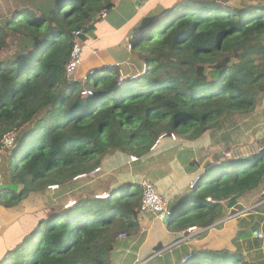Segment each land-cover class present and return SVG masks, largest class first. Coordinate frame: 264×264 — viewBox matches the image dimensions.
Instances as JSON below:
<instances>
[{
    "label": "trees",
    "instance_id": "trees-1",
    "mask_svg": "<svg viewBox=\"0 0 264 264\" xmlns=\"http://www.w3.org/2000/svg\"><path fill=\"white\" fill-rule=\"evenodd\" d=\"M114 1L0 2V154L7 152L0 211L55 187L27 227H4L0 264H110L118 236L139 228V181L154 183L157 174L146 158L172 135L189 148H214L181 213L171 208L177 232L207 231L239 200L264 199V148L236 157L231 146L212 144L222 125L248 118L264 94V0L160 7L137 23L128 45L139 72L83 63L68 78L73 47L88 44ZM183 264L250 261L241 250L201 248Z\"/></svg>",
    "mask_w": 264,
    "mask_h": 264
},
{
    "label": "crops",
    "instance_id": "crops-1",
    "mask_svg": "<svg viewBox=\"0 0 264 264\" xmlns=\"http://www.w3.org/2000/svg\"><path fill=\"white\" fill-rule=\"evenodd\" d=\"M135 1H137L136 4ZM181 1L183 0H133L131 4H128V0H115L114 6L111 9L112 11L110 10L100 18L99 22L103 18H108L111 12H119L116 15L117 19H119V25H113V30L109 33L113 36L116 33H124V38H118L115 50L112 49L109 43L102 41L104 39L103 33L97 36H91L90 32L88 44L82 45V49L84 50L86 48L87 50V56L84 61L82 60L80 66L83 63L86 65L96 63L107 65L109 63H115L119 66L127 64L130 56H132L128 45L131 40L130 37L136 31L137 23L146 14L153 13L160 7L171 6ZM120 2L122 3L121 5H119ZM124 4L127 6H124ZM128 8H130L131 13H127V16L120 14L122 9L124 11V9ZM146 8L149 9L145 10ZM100 47H105L108 51H117L118 54L122 53L121 58L118 57L109 62L103 60L102 51L99 50ZM137 71H140L139 68ZM185 143L184 140L171 141L170 139L166 144L161 143L152 148L151 154L146 158V162H150L149 166L153 170H156L154 173L157 172L156 175L154 174L155 177L153 176L154 183L152 184L160 195L167 197L169 209L171 210L173 206H176L179 213H181L180 203L183 202L189 188H191V184L194 183L197 174L204 167L202 159L206 158V162L214 153V148L212 150H201L196 148L193 143H190L189 148ZM217 143L219 145L231 146V155L236 157L240 155H245L246 157L250 155L254 156L262 151L264 148V94L259 96L257 105L248 118L240 120L232 128L221 126V129L212 136V144ZM258 194H250L245 199L239 200L233 206L228 207L226 212L229 218L227 216V219L222 220L223 224L221 221L215 224L219 225L221 223L218 228H215L217 231L226 232V230H232L234 236L236 234L239 236L242 233L239 230H249L244 233L247 239V243L245 242L247 247L243 250H246V252L255 251L256 248H252L250 244L255 241L254 239H256L258 232L262 234V240H258L259 246L264 248V199L257 201ZM171 198L176 199L175 205L173 206H171ZM241 208L246 211L245 214L232 218L231 216L235 212H238V210H241ZM137 216L139 222L137 233L132 236L126 235V237L117 239L110 253V264H183L184 260L189 257V252L197 249L195 248L197 246H194L189 241V237L195 233H190L189 229L185 232L176 231L175 223L177 217H174L172 222L169 223V219L163 222V220L145 213L138 212ZM255 224L257 226L254 228ZM3 230L0 227L2 233ZM6 246L7 240L5 241ZM207 247L216 249L212 246L203 248Z\"/></svg>",
    "mask_w": 264,
    "mask_h": 264
},
{
    "label": "rangeland",
    "instance_id": "rangeland-1",
    "mask_svg": "<svg viewBox=\"0 0 264 264\" xmlns=\"http://www.w3.org/2000/svg\"><path fill=\"white\" fill-rule=\"evenodd\" d=\"M3 0H0L2 2ZM133 0H128V4H131ZM158 1V0H157ZM137 1H135V4ZM122 3L120 2L119 5ZM124 6H127L124 4ZM149 8H146L145 10H148ZM112 11V10H111ZM9 12V11H8ZM122 12V13H121ZM120 14H123L124 16H127V13H131L130 8L121 10ZM10 13V12H9ZM111 14V15H110ZM108 18H103L101 22H99L98 27L95 29V31L91 32V36H97L99 34H104V39L102 41H105L109 43L112 46V49L116 50V43L118 41V38H124V33H116L114 36L109 33L113 30V25L118 26L119 25V19H117V16L119 12L114 13L111 12ZM144 14V13H143ZM114 39V40H113ZM131 39V37H130ZM101 41V43H102ZM108 47V46H107ZM86 49V48H85ZM84 49V50H85ZM90 49V48H89ZM109 49V47H108ZM107 48H99V50L102 51V59L109 62L113 61L115 58H121V54H118L117 51H108ZM87 51V50H86ZM83 53V49H82ZM121 67H126L129 72H138L137 69L141 66V60L136 58L135 54H132L130 56V59L127 61V64L120 65ZM75 78V77H74ZM73 78V79H74ZM224 146V145H223ZM217 150H222V146H216ZM7 156V152L3 151L0 154V178H1V167L4 163V157ZM245 156V155H244ZM246 157V156H245ZM182 159V158H181ZM184 160V159H182ZM55 190V187H50V190L46 191L44 194H31L26 200L21 202L17 207L12 208L8 210V212L0 211V227L3 230L4 227L7 225H11L16 221V224L20 226L21 229L27 227V223L31 222V219L34 218V211H36L39 208H42L44 206H47V202L53 191ZM176 199L171 198V206L175 205ZM244 210H238V212H243ZM245 214V212L241 213L240 215ZM238 216V215H237ZM176 220H178V216L176 215ZM229 218V216H228ZM227 219V218H226ZM225 219H223L224 221ZM223 221L221 223L223 224ZM220 223V224H221ZM219 224V225H220ZM219 225H214L213 227H210L207 231L194 229L192 231H189L190 233H195L191 237H189L190 243H193L194 246H197L195 248L201 249L206 246H212L216 248L217 250H225V249H237L244 251L243 249L246 246L245 242L247 243V239L244 236L245 232H248L247 230H239L242 231L239 236L236 234H232V230H226L224 231H217L215 228H218ZM241 225V224H240ZM241 227H243L241 225ZM244 228V227H243ZM239 229V228H238ZM1 235H2V231ZM238 233V232H237ZM3 237H0V249L5 248V242L2 239ZM262 240V238H261ZM210 248V247H207ZM213 249V248H212ZM247 258L251 262L250 264H264V248L260 247V249L256 248L255 251H244Z\"/></svg>",
    "mask_w": 264,
    "mask_h": 264
},
{
    "label": "built area",
    "instance_id": "built-area-1",
    "mask_svg": "<svg viewBox=\"0 0 264 264\" xmlns=\"http://www.w3.org/2000/svg\"><path fill=\"white\" fill-rule=\"evenodd\" d=\"M82 34H83L82 32H76L74 35L78 37ZM81 63H82V46L76 44L71 51L69 61L66 65V75L68 78H72L75 75ZM13 139H14L13 133L7 134L3 138V144L7 147H10V145L13 142ZM171 141H181V140L172 135ZM157 144L158 145L161 144L160 139L157 141ZM135 160H136L135 158L133 157L131 158V161H135ZM96 172H98V169L94 173ZM193 184H191L190 187H192ZM139 186L142 190V196H141V204L138 212L153 215L160 220H163L164 217H167L169 219L172 216V212L169 209V203L167 197L160 195L157 192L155 186L148 180H140ZM261 195L264 196V190L261 191ZM206 200L208 202H212L210 198H207ZM243 212H235L234 215H232L231 217L233 218L236 217L237 215L239 216ZM194 229L195 228H190L189 231H192ZM123 237H126V234L119 235L118 239ZM257 238L259 239L262 238L261 232L257 233ZM188 258L189 257H187V259H185L183 263H185L188 260Z\"/></svg>",
    "mask_w": 264,
    "mask_h": 264
},
{
    "label": "water",
    "instance_id": "water-1",
    "mask_svg": "<svg viewBox=\"0 0 264 264\" xmlns=\"http://www.w3.org/2000/svg\"><path fill=\"white\" fill-rule=\"evenodd\" d=\"M171 212H172V211H171ZM170 218H173V219H174L173 214H172V216H171ZM170 218H169V219H170ZM167 220H168L167 217H164V218H163V222H166Z\"/></svg>",
    "mask_w": 264,
    "mask_h": 264
}]
</instances>
